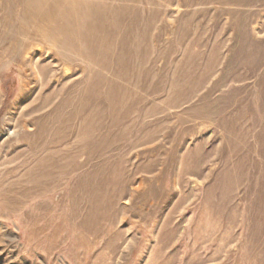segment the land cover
Returning <instances> with one entry per match:
<instances>
[{
    "label": "rangeland",
    "instance_id": "374dc122",
    "mask_svg": "<svg viewBox=\"0 0 264 264\" xmlns=\"http://www.w3.org/2000/svg\"><path fill=\"white\" fill-rule=\"evenodd\" d=\"M0 264H264V0H0Z\"/></svg>",
    "mask_w": 264,
    "mask_h": 264
}]
</instances>
